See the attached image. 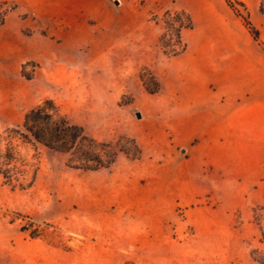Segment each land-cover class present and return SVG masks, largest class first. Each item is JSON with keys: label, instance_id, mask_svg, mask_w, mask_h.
<instances>
[{"label": "rangeland", "instance_id": "374dc122", "mask_svg": "<svg viewBox=\"0 0 264 264\" xmlns=\"http://www.w3.org/2000/svg\"><path fill=\"white\" fill-rule=\"evenodd\" d=\"M98 3L0 0V135L53 99L72 123L100 141L121 139L127 152L91 171L20 143L22 175L12 184L0 175V264H260L251 251L264 259V184L220 182L179 198L172 190L188 182H171L173 167L132 163L146 141L140 130H168L173 143L177 119L154 111L161 70L150 63L162 45L179 47L165 14L181 9H168L172 0Z\"/></svg>", "mask_w": 264, "mask_h": 264}, {"label": "crops", "instance_id": "0c3cea01", "mask_svg": "<svg viewBox=\"0 0 264 264\" xmlns=\"http://www.w3.org/2000/svg\"><path fill=\"white\" fill-rule=\"evenodd\" d=\"M231 1L249 14L264 45L262 0ZM172 2L168 9L185 10L193 20V28L182 31L187 47L171 57L156 50L150 64L161 70L160 95L152 96L154 111L177 119L173 143L164 136L168 130H140L146 141L141 158L132 163L173 167L171 182H188L186 189L172 190L179 198L202 195L209 184L220 182L264 184V50L230 0ZM100 5L110 9L107 0ZM121 161L119 154L113 166Z\"/></svg>", "mask_w": 264, "mask_h": 264}, {"label": "trees", "instance_id": "16d2710c", "mask_svg": "<svg viewBox=\"0 0 264 264\" xmlns=\"http://www.w3.org/2000/svg\"><path fill=\"white\" fill-rule=\"evenodd\" d=\"M236 13H238L237 10ZM240 16L254 40L264 50V45L260 41V31L250 20L249 14ZM165 17L174 24L179 47L169 51L162 45L163 51L167 55L175 56L186 49L187 44L182 39V31L193 28V20L189 13L183 10L167 11ZM164 36L165 33L160 37V41ZM158 90L159 85L151 92ZM120 141L121 139L113 144L89 135L82 126L72 123L53 99H45L25 113L20 126L5 130L0 135V175L8 184H12L18 180L19 175H22L24 170L19 168V164L22 163L20 143L42 144L51 150L67 155L66 164L68 166L96 171L110 168L116 162L119 152L127 153L122 146L118 145ZM139 156L140 150L133 157L138 158ZM251 256L255 261L264 264V259L256 255V250L251 251Z\"/></svg>", "mask_w": 264, "mask_h": 264}, {"label": "water", "instance_id": "95a60500", "mask_svg": "<svg viewBox=\"0 0 264 264\" xmlns=\"http://www.w3.org/2000/svg\"><path fill=\"white\" fill-rule=\"evenodd\" d=\"M116 3L118 4V1H116ZM136 115H137L138 117H141L140 112H136Z\"/></svg>", "mask_w": 264, "mask_h": 264}]
</instances>
